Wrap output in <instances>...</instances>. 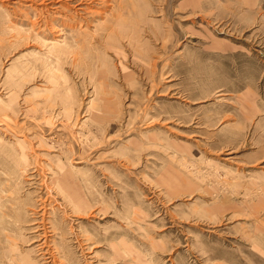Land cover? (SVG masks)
I'll return each mask as SVG.
<instances>
[{
    "label": "rangeland",
    "instance_id": "374dc122",
    "mask_svg": "<svg viewBox=\"0 0 264 264\" xmlns=\"http://www.w3.org/2000/svg\"><path fill=\"white\" fill-rule=\"evenodd\" d=\"M58 1L0 0V264H264V0Z\"/></svg>",
    "mask_w": 264,
    "mask_h": 264
},
{
    "label": "bare ground",
    "instance_id": "6f19581e",
    "mask_svg": "<svg viewBox=\"0 0 264 264\" xmlns=\"http://www.w3.org/2000/svg\"><path fill=\"white\" fill-rule=\"evenodd\" d=\"M60 1H62L61 3H64V2H66V4L67 5H70L69 3H71L72 1H75V0H60ZM60 1H58V3H60ZM80 10H82V9H80ZM70 17H72V16H70ZM55 19V18H54ZM73 19V18H72ZM74 20V19H73ZM64 26L65 27H68V24H67V22H64ZM52 29H53V27H52ZM56 30V31H55ZM53 31H55V33H58V36L57 37H61V36H63V35H65V29H57L55 26H54V29H53ZM52 43H62V41L61 40H59V41H56V42H52ZM51 43V44H52Z\"/></svg>",
    "mask_w": 264,
    "mask_h": 264
}]
</instances>
